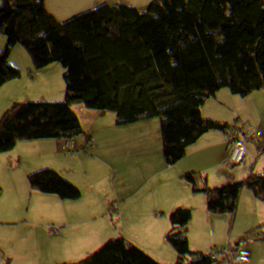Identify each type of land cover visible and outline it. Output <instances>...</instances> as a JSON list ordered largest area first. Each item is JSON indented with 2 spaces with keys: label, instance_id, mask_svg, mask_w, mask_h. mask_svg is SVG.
<instances>
[{
  "label": "water",
  "instance_id": "obj_1",
  "mask_svg": "<svg viewBox=\"0 0 264 264\" xmlns=\"http://www.w3.org/2000/svg\"><path fill=\"white\" fill-rule=\"evenodd\" d=\"M0 264H264V0H0Z\"/></svg>",
  "mask_w": 264,
  "mask_h": 264
}]
</instances>
